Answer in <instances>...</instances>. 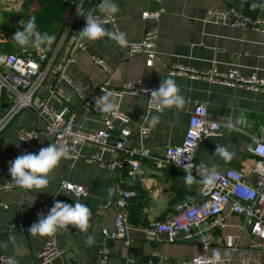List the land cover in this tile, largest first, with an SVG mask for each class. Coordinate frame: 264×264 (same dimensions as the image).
<instances>
[{
  "label": "crops",
  "instance_id": "obj_1",
  "mask_svg": "<svg viewBox=\"0 0 264 264\" xmlns=\"http://www.w3.org/2000/svg\"><path fill=\"white\" fill-rule=\"evenodd\" d=\"M5 1L0 0V44L16 43L13 35L8 31L12 28L20 29V21L13 14L19 9L3 8ZM101 2V0H99ZM119 11L114 14L117 23L113 26L104 24L110 31L126 34L127 43L123 46L107 36L101 40L90 42L79 38V32L85 27V19L78 15L70 28V33L63 41L65 30L71 25V18L64 24L59 33H48L55 36L51 46H43L51 52L59 45L56 65L64 68V72L73 83L81 89L82 98L75 90L59 81V86L69 98L68 105L71 113L75 114L76 128L86 131H103L106 126L102 121V106L97 99L107 94L102 91L103 85L110 89L119 88L121 84L142 82L153 89L159 87L162 79L171 77L180 86L181 95L185 98L182 107L165 108L164 111H154L148 118L153 128L148 146L155 155H160L169 147H175L183 142L184 134L189 126L190 118L198 103L207 105L211 120L221 123L223 132L220 136L204 139L195 154L197 166L203 162L208 168L225 169L235 168L251 175L255 157L250 153L253 146V137L264 131V94L247 91L245 89L227 87L216 83H207L203 80H190L186 77H172L168 70L172 65L181 64L199 70H210L213 67L227 73L233 68H239L245 75H257L264 80V30H244L239 27L217 25L204 21L208 11L212 8L228 9L233 7L241 14L251 18H264V0H114ZM18 5V4H17ZM16 7V6H15ZM164 7L166 13L159 24L160 37L158 42V57L154 68L145 66L144 55L130 58L129 44L139 42L147 29L155 27L154 22L145 21L142 14L145 11H155ZM93 12L102 15L96 8L92 10V3L85 4L82 13ZM14 15V20L7 19ZM78 25L73 27L75 23ZM85 46L84 51L77 48L75 42ZM15 53L32 47L13 46ZM9 54V53H8ZM74 58L76 62H69ZM94 59L104 61L113 69L109 74L100 68ZM55 80L48 78L47 85L41 89L39 95L49 99L48 84ZM6 94L0 101V185L13 183L9 174L8 163L17 156L28 151L18 135L19 128H36L43 147L54 144L46 135V124L40 119L34 109H23L5 125L1 124L8 109ZM109 95V94H108ZM115 99L125 109L133 122H141L146 108V96L124 95ZM9 106L11 102L8 103ZM49 104L57 110H62L64 104L61 99L51 97ZM89 105V106H88ZM158 116L159 120L153 124L151 119ZM119 127L111 131V143L119 138ZM136 143V142H135ZM134 142H132V145ZM226 145L233 157L225 161L215 156V145ZM135 145V144H134ZM97 152L105 161L123 162L125 155H113L109 148L101 150L94 146H87L85 153ZM38 153V152H31ZM141 167L137 172V180L130 176L129 167L120 171L103 169L98 162H86L63 158L58 167L48 177L49 184L39 192L24 191L14 188L12 191H1L0 197L9 206L6 210L0 207V255L13 258L12 264H33L27 240L20 234H12L10 214L18 210L19 203L26 198L27 206L22 207L26 229L38 220L35 208L43 205H54L56 200L69 204L80 202L91 211L90 227L87 232H80L75 227L60 229L55 234L45 237L33 236L29 231L31 252L40 264V251L45 242L57 238L58 245L64 254L53 264H96L99 260V249L109 246L112 250L110 264H126L127 260L134 259L137 264H178L183 259L199 256L202 253L200 240L195 236L192 240L180 239L175 243H157L148 234L147 229L153 224L165 221L176 214L179 203L186 201L197 203L202 200L198 193L201 184L198 176L194 175L192 185H186L185 177L188 171L173 166L156 168L147 158L140 160ZM72 181L86 187L88 195L84 198H75L61 189L63 181ZM130 191L133 197L129 201L128 237L123 240H105L103 228L113 229L117 209L111 207L100 217L98 207L107 200L115 199L120 191ZM244 218L240 215H230L227 226L215 234L214 250L219 251L223 259H230V264H264V251L249 247L251 240L248 230L243 227ZM236 247V251L232 250ZM157 251L161 258L152 256Z\"/></svg>",
  "mask_w": 264,
  "mask_h": 264
},
{
  "label": "built area",
  "instance_id": "obj_2",
  "mask_svg": "<svg viewBox=\"0 0 264 264\" xmlns=\"http://www.w3.org/2000/svg\"><path fill=\"white\" fill-rule=\"evenodd\" d=\"M156 1V0H149ZM158 1V0H157ZM92 3V10L100 3L99 0H80L75 10V15L71 20V25L65 30L63 41L69 35L70 28L78 16L77 9L82 10L87 3ZM166 13L164 7L155 11H145L142 18L145 21L155 23V27L147 29L144 37L139 42L129 44L130 58L144 55L146 57L145 66L152 69L158 57V42L160 37L159 24L163 15ZM95 15V14H94ZM105 24L115 25L117 18L114 15L102 16ZM204 21L217 25H227L239 27L244 30H264V18H251L241 14L237 9L229 7L228 9L212 8L208 11ZM86 23V21H85ZM84 23V25H85ZM78 49L83 50L85 46L79 41L75 42ZM59 47L53 52L46 48L40 50L29 49L21 50L20 53L11 52L9 54H0V101L6 94L14 96L6 116L2 119L3 125L12 120V118L23 109H34L37 115L46 124V135L51 138L54 144L65 148V159L78 161L84 159L86 162H98L103 169L108 171H120L129 167L130 176L137 180V172L141 167L140 160L150 159L160 169L166 166L181 168L186 171V165H190V171L198 176L200 181L202 176L198 173L195 164V154L201 142L206 138L218 137L222 134L223 128L220 122L211 120L208 115L207 105L198 103L192 112L189 126L184 134L183 142L175 147H169L163 154L155 155L148 146L150 137L153 134V128L148 123L150 114L154 111H164L165 108H156L151 101L150 85L140 82H129L121 84L119 88L110 89L103 85L102 91L107 94L122 99L124 95H138L140 93L146 96V108L142 115L141 122H133L121 104H117L113 113L102 111V121L106 128L103 131L83 132L76 128L74 123L75 114L71 113L68 105L69 98L64 89L59 86V81L72 87L82 98L81 89L78 88L71 78L64 72V68L56 65ZM69 62H76L74 58H69ZM94 62L106 72L111 74L113 69L99 59ZM172 77L182 76L190 80H203L207 83L221 84L227 87H235L264 94V80L257 75H245L239 68H233L227 73L221 72L218 67L210 70H199L185 65H172L168 70ZM52 76L54 82L48 84L49 99H43L39 93L47 85L48 78ZM55 97L62 100L65 105L62 110H57L49 104L50 98ZM89 106V105H88ZM119 127V138L111 143V131ZM18 135L20 140L25 143L28 151L39 152L43 147L40 136L36 128H19ZM253 137V146L250 153L254 155L255 162L251 170V175L235 168L215 169L217 179L212 186L206 187L200 184L198 193L202 200L197 203L183 201L176 207V214L171 218L153 224L147 229L148 234L155 239L157 243H175L180 237L183 240H192L195 236L199 237L202 253L199 256L181 260L178 264H230V259L214 261L213 254L210 252L215 242V234L227 226V218L230 215H240L244 218L243 229L250 233L249 247L252 249L264 251V131L258 136ZM132 142L134 144L132 145ZM136 142V143H135ZM87 146H94L101 150L110 149L113 155L121 153L125 155L123 162L104 161L97 152L85 153ZM13 161V160H11ZM10 167V163H8ZM237 184H243L250 188L251 195L242 198L233 191ZM61 189L71 194L75 198L87 197L88 192L84 185L72 181H63ZM13 183L0 185L1 191H12ZM113 200H107L98 207L97 214L102 217L111 207H115L117 216L114 220L113 229L103 228V237L107 240H123L128 237L129 213L127 207L129 201L134 196L130 191H120ZM0 207L8 210L9 206L5 204L0 197ZM52 205H43L35 208L37 216L47 214ZM236 251V247L232 246ZM64 254L58 245L57 238H52L45 242L40 251V264H53L54 261ZM112 250L109 246L99 249V260L96 264H110ZM155 258H161L159 252H152ZM13 258L0 255V264H12ZM126 264H137L134 259L127 260Z\"/></svg>",
  "mask_w": 264,
  "mask_h": 264
},
{
  "label": "clouds",
  "instance_id": "obj_3",
  "mask_svg": "<svg viewBox=\"0 0 264 264\" xmlns=\"http://www.w3.org/2000/svg\"><path fill=\"white\" fill-rule=\"evenodd\" d=\"M95 8L104 17L114 15L119 11V7L114 0H101ZM77 13L86 21L85 27L79 32L80 39L95 42L107 36L121 46L127 43L125 33L110 31L104 27L105 20L102 19L101 15H94L91 11L82 13L79 9H77ZM12 40L21 47L30 46L40 50L45 45L51 46L55 41V36L47 32H40L37 29L36 17L32 16L28 20L20 22V29L14 33ZM150 95L152 103L158 109L182 107L185 103L180 86L171 77L162 79L158 88L150 90ZM97 103L102 106L103 112L114 114L116 102L114 98L110 100L108 94L99 97ZM158 120V116H153L151 123L155 124ZM65 155L66 151L62 145L48 144L46 147H42L38 153L25 152L17 156L9 162V174L12 177V182L27 190L43 192L49 184L48 177L58 167ZM214 155L228 161L234 153L229 151L228 146L217 144L215 145ZM190 167V165H186L188 174L185 177V183L189 186L194 181V177L189 170ZM197 171L202 176L201 183L206 187L215 183L217 174L214 168H208L201 162L197 166ZM233 191L242 198H247L251 195L252 190L243 184H237L233 187ZM90 220L91 211L85 204L80 202L69 204L56 200L48 213L40 214L38 220L29 227L28 231L33 236L40 237L53 235L58 230L67 229L68 227H75L80 232H87L90 227ZM213 259L214 261L221 260L219 251L214 250ZM208 264H212V261H209Z\"/></svg>",
  "mask_w": 264,
  "mask_h": 264
},
{
  "label": "trees",
  "instance_id": "obj_4",
  "mask_svg": "<svg viewBox=\"0 0 264 264\" xmlns=\"http://www.w3.org/2000/svg\"><path fill=\"white\" fill-rule=\"evenodd\" d=\"M80 0H25L19 12L13 13L21 22L36 17L37 29L40 32L59 33L61 24L65 26L76 10ZM73 25H78L76 21ZM22 30V29H21ZM30 47V46H27ZM2 52H14L10 43L0 44Z\"/></svg>",
  "mask_w": 264,
  "mask_h": 264
},
{
  "label": "water",
  "instance_id": "obj_5",
  "mask_svg": "<svg viewBox=\"0 0 264 264\" xmlns=\"http://www.w3.org/2000/svg\"><path fill=\"white\" fill-rule=\"evenodd\" d=\"M14 100V96L11 94H8L6 96V101L7 104H5L4 107H6L7 109L10 108L9 106V102H12ZM14 188H19L21 190L24 191L25 195L28 194L29 190L21 188L17 185L14 184ZM23 206H27V202H26V198L23 200L22 203H19L18 205V210L11 213L10 214V222H11V228H12V234H20L23 237H25V239L27 240V244H28V248H29V252H30V258L33 261V264H38L34 258V254L33 252H31V241H30V235L28 234V231L26 229V225H25V220H24V216L22 214V207Z\"/></svg>",
  "mask_w": 264,
  "mask_h": 264
},
{
  "label": "rangeland",
  "instance_id": "obj_6",
  "mask_svg": "<svg viewBox=\"0 0 264 264\" xmlns=\"http://www.w3.org/2000/svg\"><path fill=\"white\" fill-rule=\"evenodd\" d=\"M23 2H25V0H15V1H5V3L2 5L3 6V8H10V7H13L12 9H19V7H20V3H23ZM18 4V5H17ZM16 6V7H15ZM12 19V20H14V15H11L10 17H7V19ZM64 28V26L61 24V29H63ZM13 30L11 31H8V33L9 34H12L13 36H14V33L17 31V29L16 28H12ZM14 48L15 47H17V48H20L21 46L20 45H18L17 43H15L14 45ZM0 54H8V53H6V52H2L1 51V49H0Z\"/></svg>",
  "mask_w": 264,
  "mask_h": 264
}]
</instances>
